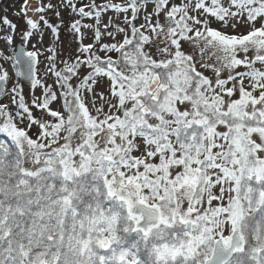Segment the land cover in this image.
I'll return each instance as SVG.
<instances>
[{"label":"snow or ice","instance_id":"1","mask_svg":"<svg viewBox=\"0 0 264 264\" xmlns=\"http://www.w3.org/2000/svg\"><path fill=\"white\" fill-rule=\"evenodd\" d=\"M13 15L0 264H264V0H23Z\"/></svg>","mask_w":264,"mask_h":264},{"label":"rangeland","instance_id":"2","mask_svg":"<svg viewBox=\"0 0 264 264\" xmlns=\"http://www.w3.org/2000/svg\"><path fill=\"white\" fill-rule=\"evenodd\" d=\"M23 2V0H0V16L7 15L10 20H12L14 23L18 24L19 29H23L25 27L23 21L13 15L15 11H17L20 7V4ZM30 4L35 5L36 0H29ZM98 2H102V0H98ZM29 15H32L29 13ZM108 15H112V13H109ZM107 15L104 17V22H107ZM65 24L69 22V17L67 14L64 16ZM87 23H91V21H85ZM91 35V33H89ZM18 39V37H17ZM61 39L64 41L65 46L68 45V43L71 41V34L67 31L61 30ZM51 42V36L46 34L44 38V44L47 46ZM90 42V40H86L85 43ZM33 43H35V40H33ZM67 50V48L65 49ZM47 55V53H45ZM43 59V57H41ZM41 68H43V64L41 65ZM24 93L26 100L30 98V92H29V86L24 85Z\"/></svg>","mask_w":264,"mask_h":264},{"label":"water","instance_id":"3","mask_svg":"<svg viewBox=\"0 0 264 264\" xmlns=\"http://www.w3.org/2000/svg\"><path fill=\"white\" fill-rule=\"evenodd\" d=\"M25 85H27V84H25Z\"/></svg>","mask_w":264,"mask_h":264}]
</instances>
